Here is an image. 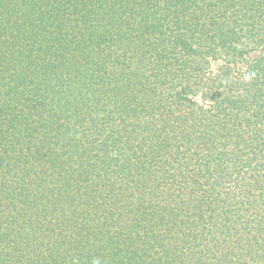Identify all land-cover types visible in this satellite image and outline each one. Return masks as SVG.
<instances>
[{
  "label": "trees",
  "instance_id": "16d2710c",
  "mask_svg": "<svg viewBox=\"0 0 264 264\" xmlns=\"http://www.w3.org/2000/svg\"><path fill=\"white\" fill-rule=\"evenodd\" d=\"M0 264H264V0H0Z\"/></svg>",
  "mask_w": 264,
  "mask_h": 264
},
{
  "label": "rangeland",
  "instance_id": "374dc122",
  "mask_svg": "<svg viewBox=\"0 0 264 264\" xmlns=\"http://www.w3.org/2000/svg\"><path fill=\"white\" fill-rule=\"evenodd\" d=\"M256 50L251 49L245 51L243 55V61H238L234 63H227L224 60V57L221 56L222 54H217L216 56H207L204 58L203 64V71L205 72L206 75H211L216 71H219L221 68V65H226V67L230 68L231 71H234L236 73L243 72V68L245 67V62L244 60H249L253 58L256 54ZM196 102L198 104H202V98H201V93L197 91L195 94L192 95L191 102Z\"/></svg>",
  "mask_w": 264,
  "mask_h": 264
}]
</instances>
